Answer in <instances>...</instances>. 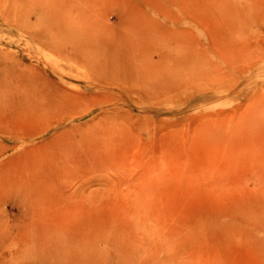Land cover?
<instances>
[{
  "label": "rangeland",
  "instance_id": "rangeland-1",
  "mask_svg": "<svg viewBox=\"0 0 264 264\" xmlns=\"http://www.w3.org/2000/svg\"><path fill=\"white\" fill-rule=\"evenodd\" d=\"M0 264H264V0H0Z\"/></svg>",
  "mask_w": 264,
  "mask_h": 264
},
{
  "label": "bare ground",
  "instance_id": "bare-ground-1",
  "mask_svg": "<svg viewBox=\"0 0 264 264\" xmlns=\"http://www.w3.org/2000/svg\"><path fill=\"white\" fill-rule=\"evenodd\" d=\"M15 1V0H14ZM23 1H25V0H23ZM16 3H19V1H16ZM201 7V6H200ZM216 7H218V6H216ZM207 8V7H206ZM25 20V19H24ZM25 22H26V20H25ZM34 36L36 37V38H38V39H40V38H46V36L44 35V33H39V34H37V33H35L34 34Z\"/></svg>",
  "mask_w": 264,
  "mask_h": 264
}]
</instances>
